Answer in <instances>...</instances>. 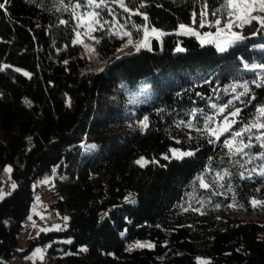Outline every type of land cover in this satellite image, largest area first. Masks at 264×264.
Here are the masks:
<instances>
[{
  "label": "trees",
  "instance_id": "1",
  "mask_svg": "<svg viewBox=\"0 0 264 264\" xmlns=\"http://www.w3.org/2000/svg\"><path fill=\"white\" fill-rule=\"evenodd\" d=\"M144 2L148 7L141 11H147L151 26L165 33L160 51L118 54L127 37L97 31L99 44L83 38L95 47V61L82 45H73L75 22L69 13L57 12L53 0H9L6 10L0 9V169L11 164L17 182L0 202V264L19 254L31 185L55 172L53 207L68 210V226L40 233L28 241L27 251L69 240L63 244L65 264H197L196 257L208 264H264L258 238L264 210L249 203L264 198V182L234 176L243 208H229L228 193L212 196L204 214L194 211L201 205L190 197L209 198L198 187L209 165L213 171L237 169L221 145L180 126L202 124L200 110L211 114L212 103L231 98L225 88L254 78L244 64L264 63V36L253 38L246 30L249 39L220 53L177 34L180 24L192 26L193 11L199 20L200 0ZM209 4L211 12L215 0ZM60 19L69 23L60 25ZM133 19L143 23L140 16ZM139 38L133 35V41ZM178 46L185 51L177 53ZM145 85H151L147 92ZM250 87L256 99L239 105L244 118L254 114V105H264V88ZM133 96L138 103L130 102ZM144 116L149 127L141 132ZM172 149L195 154L177 160ZM141 158L144 166L137 163ZM137 241L154 247L130 251Z\"/></svg>",
  "mask_w": 264,
  "mask_h": 264
},
{
  "label": "snow or ice",
  "instance_id": "2",
  "mask_svg": "<svg viewBox=\"0 0 264 264\" xmlns=\"http://www.w3.org/2000/svg\"><path fill=\"white\" fill-rule=\"evenodd\" d=\"M8 2L9 0H2L0 9L6 10L5 5ZM29 2H35V0H29ZM53 3L57 12L69 13L75 22L73 45H82L90 55L95 54V47L92 44L85 43L83 38L99 44L100 38L93 35L97 31L102 32L105 36H114L121 40L127 37L124 47L131 45L137 52L142 49L151 51V41L153 39L159 40L164 35L163 32L151 26L147 11H141L148 7L144 0H53ZM200 4L199 20H197V13L193 11L191 16L192 26L180 24L178 35L194 38L201 47L213 46L220 53L227 52L230 48L249 39L246 30L251 32L253 38L264 36V0H215L211 12H209V0H200ZM136 16L142 18V24L135 22L133 17ZM209 16H211V19ZM68 23V20H59L60 25H67ZM202 29L209 30L201 31ZM134 34L140 37L135 43L133 41ZM261 47H264V45H261ZM175 51L183 53L185 48L178 46ZM64 63H67V61H64ZM244 68L254 73V78L251 81L246 80L242 83L234 82L225 88L223 91L231 98L223 104L212 103L210 105L211 114L200 110L199 114L203 117L202 124L193 121L186 124L181 121L180 124V126L196 131L198 135L205 137L208 143L221 145L226 150L224 155L231 167L237 169L235 173L230 168L213 171L212 166L209 165L205 175L198 177V187L209 194L207 200H202L195 194L190 197L191 200L201 205V207L193 209L200 212V214H204L203 209L212 203V196L227 197L228 193H231L232 201L228 207L243 208V205L239 204L236 199V191L232 183L234 176H238L240 180H252L256 177L264 182V105H254L255 112L248 118L241 116L244 109L239 106L247 107L250 101L256 99L250 84L256 88H264V63L252 65L246 63ZM2 70L3 68H0V71ZM15 70L20 71L19 69ZM22 74L29 76L27 72ZM143 91L147 92V89L145 88ZM130 102L136 104L139 102V98L133 96ZM191 115L194 119L197 117L196 112ZM237 125L239 127H236ZM139 127L141 132L148 129L149 118L147 116L141 119ZM221 137H225L223 141H221ZM89 147L94 148L95 145ZM254 148H258V151L253 152ZM171 152L172 158L177 160L192 157L195 154L193 151L176 149H172ZM169 158V156L164 157L165 160ZM137 163L144 166L147 161L141 158ZM250 165L251 167H249ZM5 170L9 173L12 171L10 166H6ZM209 175L212 176L211 180L206 179ZM42 183H48V181H42ZM16 187L17 185L12 183L11 188L13 191ZM256 191L259 192L260 188H257ZM4 198L5 194L0 191V201ZM37 200H39V197H37ZM128 202L134 203V200L129 198ZM249 203L254 210L257 208L264 210V198L257 199L254 197ZM214 207L219 209L220 204L217 203ZM33 211L35 213V209ZM28 219L32 221V227L36 228L37 225L32 220V216H29ZM41 219H44V217L41 216ZM63 220V227L57 224L51 228H40L39 232L62 231L67 226L68 217H64ZM153 247L154 245L150 242L137 241L129 250L151 249ZM37 254L42 258V250L37 249Z\"/></svg>",
  "mask_w": 264,
  "mask_h": 264
},
{
  "label": "rangeland",
  "instance_id": "3",
  "mask_svg": "<svg viewBox=\"0 0 264 264\" xmlns=\"http://www.w3.org/2000/svg\"><path fill=\"white\" fill-rule=\"evenodd\" d=\"M163 32L162 30H159ZM238 31V29H237ZM178 32V31H177ZM164 33V32H163ZM165 34V33H164ZM161 38V37H160ZM161 45L160 39L158 40ZM135 43V41H134ZM152 44V41H151ZM133 48L132 51H127L128 48ZM135 48L133 46L124 47L123 51H119L118 54H131L135 52ZM91 60L95 61L93 55H90ZM172 156V152H171ZM6 166H10L12 171L11 173L7 172ZM0 169V191L5 194V198L10 196L13 192L11 185L17 182L14 178L13 167L11 164H8ZM57 172H55L56 174ZM55 174L44 176L37 181H35L31 185V190L33 194V199L30 204L29 211L25 218L22 221V226L18 234L19 248L16 256H14L11 260L6 261L5 264H65V261L62 259L66 256V252L62 253L63 244H69V240H56L54 243H48L44 245L37 246L32 250L27 251L28 249V241L37 237L40 233H48V232H57V231H48V232H39L40 228H51L54 225L64 226V217H68V222L70 219V215L67 209L60 210L58 208L53 207L54 204L58 202V198L52 193V186L55 179ZM56 177L64 178V176L57 175ZM42 181H48V183H42ZM11 193L10 195H7ZM39 197V200H37ZM4 198V199H5ZM1 202V201H0ZM35 209V213L34 210ZM29 216H32V220L35 221L37 227H32V221L28 219ZM41 216L44 219H41ZM104 216V213L101 214ZM251 219H259V218H251ZM262 221V220H260ZM64 227V230H66ZM62 230V231H64ZM258 238L264 243V232H260L258 234ZM37 249L42 250V258L37 254ZM51 249L54 251L52 252ZM59 259L61 261H59ZM197 264H208V259L202 257L195 258Z\"/></svg>",
  "mask_w": 264,
  "mask_h": 264
},
{
  "label": "water",
  "instance_id": "4",
  "mask_svg": "<svg viewBox=\"0 0 264 264\" xmlns=\"http://www.w3.org/2000/svg\"><path fill=\"white\" fill-rule=\"evenodd\" d=\"M152 52H159L161 45L159 44L158 40L153 39L151 44Z\"/></svg>",
  "mask_w": 264,
  "mask_h": 264
},
{
  "label": "clouds",
  "instance_id": "5",
  "mask_svg": "<svg viewBox=\"0 0 264 264\" xmlns=\"http://www.w3.org/2000/svg\"><path fill=\"white\" fill-rule=\"evenodd\" d=\"M145 88L146 89H150L151 88V85H145Z\"/></svg>",
  "mask_w": 264,
  "mask_h": 264
},
{
  "label": "bare ground",
  "instance_id": "6",
  "mask_svg": "<svg viewBox=\"0 0 264 264\" xmlns=\"http://www.w3.org/2000/svg\"><path fill=\"white\" fill-rule=\"evenodd\" d=\"M132 50H133V48H132V47L127 49V51H132Z\"/></svg>",
  "mask_w": 264,
  "mask_h": 264
}]
</instances>
